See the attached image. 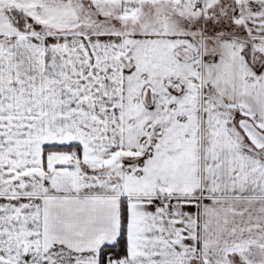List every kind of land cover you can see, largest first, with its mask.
Instances as JSON below:
<instances>
[{"label":"snow or ice","instance_id":"6c2138e0","mask_svg":"<svg viewBox=\"0 0 264 264\" xmlns=\"http://www.w3.org/2000/svg\"><path fill=\"white\" fill-rule=\"evenodd\" d=\"M0 264H264V0H0Z\"/></svg>","mask_w":264,"mask_h":264}]
</instances>
